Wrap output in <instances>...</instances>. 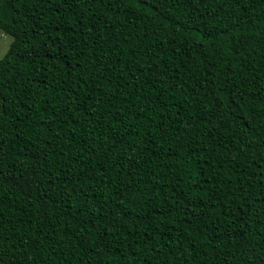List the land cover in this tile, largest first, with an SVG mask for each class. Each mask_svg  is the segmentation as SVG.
Segmentation results:
<instances>
[{"label":"trees","instance_id":"1","mask_svg":"<svg viewBox=\"0 0 264 264\" xmlns=\"http://www.w3.org/2000/svg\"><path fill=\"white\" fill-rule=\"evenodd\" d=\"M0 264H264V0H0Z\"/></svg>","mask_w":264,"mask_h":264},{"label":"rangeland","instance_id":"2","mask_svg":"<svg viewBox=\"0 0 264 264\" xmlns=\"http://www.w3.org/2000/svg\"><path fill=\"white\" fill-rule=\"evenodd\" d=\"M11 37L3 34L0 31V59L5 55V53L7 52V49L11 43Z\"/></svg>","mask_w":264,"mask_h":264}]
</instances>
